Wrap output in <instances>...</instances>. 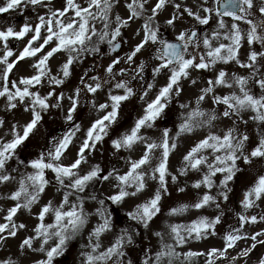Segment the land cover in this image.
<instances>
[{
	"label": "snow or ice",
	"instance_id": "snow-or-ice-1",
	"mask_svg": "<svg viewBox=\"0 0 264 264\" xmlns=\"http://www.w3.org/2000/svg\"><path fill=\"white\" fill-rule=\"evenodd\" d=\"M119 4L120 0H84L83 3L64 0L59 8H55L53 0H6L0 6V13L22 6L47 8L45 15L37 17L35 25L25 23L19 30L12 26L0 29V98L4 99L6 110L22 107L28 114L22 123L17 121L10 126L4 134L10 136L9 139L0 137V184L7 186L15 182L16 185L4 197L14 203L4 217L7 222L0 223V243L7 239L3 235L5 232L7 236L16 237L19 230L27 229V224L15 223L14 217L22 211L31 213L38 205L31 234L18 246L22 255L29 251L43 255L34 264H56V258L65 254L69 244L85 234L87 241L81 244V264H133L132 260L125 259V249L133 245L139 235L133 231V226L150 230L165 207L169 183L177 184L179 177H187L190 172L200 174L191 188L207 191L191 203L169 205L167 216H179L190 209L201 210L212 205L219 209L218 198L228 201L231 183L245 176L249 186L242 194L240 204L244 211L238 213V223L264 222V212L246 214L249 209L264 203V0L259 3L257 0H226L224 3L214 0L212 6L202 5L200 11L185 8L183 11L197 24L208 25L210 20H215L216 27L211 34L203 36L195 29L179 31L175 42L164 39L160 35V26L155 23L169 0H155L151 6L149 0H126L127 18L116 15L113 21L112 14ZM203 4L207 5L208 0H203ZM175 7L179 9L180 5ZM139 18H143L136 33L140 39L122 58L125 64L136 65L131 70L132 75L129 77L125 69L119 68L121 59L113 58L104 69L107 79L91 76V82H85L81 78L82 88L76 87L67 97L69 107L64 119L71 130L61 137H54L51 145H46V150L38 152L29 162L19 160L18 150L39 132L43 113L50 108H62L64 94H57L54 89L72 76L73 65L79 63L82 56L100 53L103 44L116 52L121 46L118 38L122 29ZM178 19L173 16L166 25L175 29ZM97 22L102 25L99 29ZM241 22L247 25L246 31L241 30ZM29 34L30 39L24 47L18 53L14 52L12 40L21 42ZM257 43L259 49L253 47L242 53L243 45ZM58 54H63L64 59L58 73L53 75L50 60ZM138 56L146 59L137 61ZM29 58L33 72L12 82L9 74ZM149 64L153 83H147L137 91L132 87V81L142 78ZM220 65H238L246 74L226 71ZM209 72L212 73L210 79L204 75ZM160 76L165 77V82L152 95L156 78ZM45 80L53 88L42 94L35 89L43 86ZM111 81L114 83L106 93L105 101L92 100L91 108L98 115L83 129V138L76 145L83 124L72 122L78 115L81 92L98 97L105 84ZM186 84L190 87L186 88ZM256 87L258 92L253 90ZM186 92H191L192 98L179 104L184 111L180 123L175 125L174 134L173 129L163 128L159 130V137L154 138L151 130L156 129L157 122L173 101ZM133 99L141 103V111L130 127L119 131L124 108ZM209 101L223 106L222 110L203 107ZM249 120L257 125L255 142L246 132L239 131L237 121L247 125ZM226 121L231 123L214 131L218 123ZM5 124L6 121L0 119V129ZM193 136L196 139L181 152L182 159L174 175L170 158L180 151L183 141L191 140ZM106 138L114 153L129 154L124 158L123 171L114 166L109 170L100 164H89V154L105 143ZM14 160L30 171L21 173L17 179L12 173L18 172V167L13 168L9 163ZM49 173L54 176V182L48 179ZM150 182L154 183V188ZM97 184L106 186L108 194L103 198H98L95 191L87 192L89 188L95 189ZM49 187L54 189L53 198L41 204ZM213 189H218L215 195L211 194ZM178 190L185 192L184 187H178ZM55 194H59L58 200ZM86 197L95 203L89 206ZM106 204L117 208L129 205L125 212L129 224L118 234L114 232L115 209ZM90 207L95 211H90ZM222 216L221 212L213 218L198 216L189 224L166 223L167 235L172 242L165 240V231H153L159 247L154 256L146 254L141 264H193L200 256L205 257V264H217L218 261L223 264L229 258L228 250L248 238L239 228L222 237L221 248L213 247L203 253L177 251L189 240L199 241L217 235ZM90 217L99 218L95 225H90ZM257 237H264V232H258L250 239L256 241ZM259 243L264 244V239ZM255 247L256 244H252L251 248ZM251 248L241 255L248 256ZM237 259L231 257L232 264H236ZM0 264L17 262L9 258L0 260ZM259 264H264V259Z\"/></svg>",
	"mask_w": 264,
	"mask_h": 264
},
{
	"label": "rangeland",
	"instance_id": "rangeland-1",
	"mask_svg": "<svg viewBox=\"0 0 264 264\" xmlns=\"http://www.w3.org/2000/svg\"><path fill=\"white\" fill-rule=\"evenodd\" d=\"M64 0H53V6L55 8H59ZM81 3L84 0H80ZM155 0H149V6L154 4ZM260 0H257L259 3ZM6 3V0H0V6H3ZM126 0H120V4L115 7L114 12L112 14L113 21L115 20L116 15H120L123 18H127V10L125 7ZM214 4V0H208V4L204 5L203 0H169V4L166 7V10H162L158 13V18L155 20V23L160 26V35L168 36L170 38L175 39L176 34L179 31H183L185 29H195L198 30L199 34L203 36L205 33L211 34L212 29L216 27L215 20H210L208 25H199L194 20L193 17L188 16L187 12L183 11L185 8H191L194 11H200L201 6H212ZM175 5H180V8H176ZM47 13V8H33L32 6H22L16 10L10 11L8 13H0V29H4L7 26H12L14 29L19 30L25 23L30 25H35L38 23L37 17L39 15H45ZM147 15V13H145ZM173 16H178L179 19L176 21L175 29L168 27L166 25V21ZM256 17H254L255 19ZM143 24V18H139L137 20L130 21L127 28L122 29L121 37L118 38L119 42L122 44L121 48L112 52L107 44L101 45V52L96 54H88L81 57V61L75 65H73V74L68 78L64 85L56 87L54 90L58 93H63L65 99L62 101V108H50L47 112L43 113V120L39 126V132L31 138L25 146L21 147L17 152V157L19 160L25 161V163L29 162L30 158L34 157L38 152L46 150V145L50 146L51 141L54 137H61L65 132L71 130L70 124L65 122L64 116L67 108L69 107V101L67 99L68 96L72 95L73 90L76 87H81V78L85 82H91V76H99L101 79H107L104 75V69L111 62L113 58L121 59V64L119 68L125 69L130 77L132 75L131 70L136 67L135 64H125L123 62V57L127 52H129L132 46L140 39V36L136 35L137 31H139L141 25ZM96 27L99 29L102 27L100 23H96ZM241 30L246 31L247 25L241 22L240 24ZM31 34L26 36L23 41L17 42L15 39L11 42V47L13 51L18 53L23 47L24 44L27 43V40L30 39ZM260 48L259 43L255 45H243L242 53H246L248 50L252 48ZM264 50V49H262ZM64 59L63 54H58L54 58L50 60V66L52 74L55 75L59 71L60 64ZM137 61L145 60V56H138ZM32 59L29 58L24 62L20 63L19 69L10 73V80L12 82L18 81L19 78L23 76L30 75L33 72L31 68ZM220 67H224L226 71H234L241 74H246L244 69L239 68L238 65H220ZM264 71V69H262ZM206 78L210 79L212 73H205ZM156 89H153L152 95L155 94V91L163 85L165 82V77L160 76L156 78ZM112 83L114 81L105 84L103 91H101L98 97H93L92 94L87 93L86 91H82L80 95V103H79V111L77 118L74 120L75 124H83V128L80 133L77 134L76 145H79L80 140L83 138V129L86 128L90 121L94 119L98 114L97 112L91 108V102L95 98L98 102H104L106 98V93L111 88ZM147 83H153V77L151 74V64L148 65L145 72L142 75V78H138L132 81V87L139 91L140 88L144 87ZM190 87V85L186 84V88ZM53 86L48 85L47 80H45L43 86H37L36 91L44 94L51 90ZM14 90V89H13ZM258 92V87L253 89ZM151 98V97H149ZM192 98L191 92H186L180 98H177L173 101V103L169 106V110L166 114L157 122V127L154 130H151L153 137H159V130L163 128L173 129V134L175 131V125L180 123L181 113L184 111L179 108L180 103H186L188 100ZM54 102V100H53ZM205 108H215L218 111L222 110L223 106L211 104L209 101L205 105ZM142 108L141 103L138 100L133 99L132 102L126 104L124 111L122 113L119 131H124L126 128L130 127L132 121L136 118V116L140 113ZM28 118V114L23 112L22 107H18L15 111H8L5 108V102L3 98H0V119L6 121L5 127L0 129V137H4L5 139H9L10 136L5 137L4 134L8 132L10 126L17 121L21 123ZM245 119H248L245 116ZM225 123H231L230 121H226L224 123H218V127L214 129V131H220V129L225 127ZM239 124V131L246 132L251 140L255 142L258 139V129L257 125L249 120L247 125H244L237 121ZM206 131V130H205ZM202 134V133H201ZM196 139L195 136L191 138V140L183 141L180 145V151L173 155L171 159L172 163V172L175 175L176 169L179 167L181 157V152L184 151V148L188 146L192 141ZM75 152V147L73 148V153ZM138 154V153H137ZM129 154L125 152L114 153L110 142H108L106 138V142L100 144L94 152L89 154V164H100L102 167H106L109 170L114 166L115 168L123 171L125 164L124 158ZM117 161H120V164H117ZM11 167L17 168L18 172L12 173V175L16 176L17 179L21 173H26L30 171V169L26 168L24 164L17 165L14 161L9 162ZM88 167V165H85ZM243 168L244 165L241 164ZM200 174L198 173H189L187 177H179L177 184L169 183V193L165 197V207L160 214L159 218L155 220V222L151 225L150 230H144L142 227L133 226L134 231L138 232L139 235L135 237V242L133 245L128 246L126 251L125 259H130L133 261V264H141V261L145 258L146 254L153 255L155 250L159 247V240L157 237L152 235L153 231H165V240L168 242H172L167 235V231L165 228L166 223L173 224H189L192 220L196 219L198 216H208L209 218H213L215 215H219L221 212L223 213L221 224L217 226V235L209 236L206 239L202 240H189L183 246V249L178 248L177 251H198V252H206L207 250L216 247H223V239L222 237L230 231H233L237 228L240 229L241 233L248 237L246 239H242L237 242L235 248L228 250V260L223 261V264H232L231 257H238L236 264H259L261 259H264V244L259 243L260 239H264V237H257L256 241L250 239L252 235H255L258 232H264V222H258L256 224H239L238 223V213L243 212L244 210L241 207L240 201L242 198L243 192L249 186L248 180L245 176H241L237 180L231 183L230 187L232 191L229 193V200L224 201L218 198L220 208L217 209L215 205L206 207L205 209L196 210L190 209L188 212L183 215L169 217L166 215L171 205L173 207L178 206L181 203H191L195 200L198 195L202 194L203 191H207V189L196 190L191 188V184L193 181L197 179ZM48 179L53 180L54 176L49 173ZM152 187L154 188V183L150 182ZM15 182L9 185L0 184V223H6L4 217L6 215L7 209L13 205L14 202L7 200L6 197L9 194L10 190L15 188ZM178 187H184L185 192L181 193L178 190ZM96 192L98 198H103L108 194L106 190V186L103 184H97L95 189L89 188L87 190L88 193ZM218 189H213L211 191L212 195H215ZM54 189L49 187L48 195L43 196L41 199V204L46 200L53 198ZM83 195V194H82ZM148 195V192L145 193V197ZM55 198L58 200L59 194H55ZM142 197L141 199H143ZM74 199V197H73ZM86 202L89 206L93 205L95 202L87 199ZM113 209H115L113 213V219L116 223V228L114 229L115 233H119V230L123 227L128 226L129 222L127 218H125V212L129 209V205H124L122 208H117L115 205H107ZM134 206V205H131ZM38 205L33 207V211L28 213L27 211H22L17 213L14 217V221L17 224L25 223L28 225L27 229H21L18 232L16 237L7 236V232L3 235L7 237L5 242L0 243V260H6L11 258L13 261H16L17 264H34L35 260L42 259L43 255L41 253H32L27 252L26 254H20L19 252V244L21 241L31 234V230L36 223V212L38 210ZM90 211L94 212L95 208L90 207ZM261 212H264V203H260L258 207L249 209L247 211V215H258ZM98 217H90V225H95ZM112 237H109L111 239ZM87 236L86 234L82 237H78L76 240L72 241L65 254L61 257L56 258V264H81L82 257L81 248L82 243H86ZM107 239H105L104 244L107 245ZM252 244H256L255 248H251ZM38 246V244H37ZM251 248L248 256H242L241 253L245 250ZM151 250V251H149ZM193 264H205V257L200 256L194 259ZM220 264V261L217 262Z\"/></svg>",
	"mask_w": 264,
	"mask_h": 264
},
{
	"label": "water",
	"instance_id": "water-1",
	"mask_svg": "<svg viewBox=\"0 0 264 264\" xmlns=\"http://www.w3.org/2000/svg\"><path fill=\"white\" fill-rule=\"evenodd\" d=\"M221 2L224 3V2H226V0H221ZM163 38L166 39V40H169L170 42H175V39H172V38H170V37L163 36ZM120 45L122 46L121 43H120ZM121 46H120V48H121ZM120 48H119V49H120ZM119 49H118V50H119ZM118 50H117V51H118ZM117 164L119 165V164H120V161H117Z\"/></svg>",
	"mask_w": 264,
	"mask_h": 264
},
{
	"label": "trees",
	"instance_id": "trees-1",
	"mask_svg": "<svg viewBox=\"0 0 264 264\" xmlns=\"http://www.w3.org/2000/svg\"><path fill=\"white\" fill-rule=\"evenodd\" d=\"M126 218V216H124Z\"/></svg>",
	"mask_w": 264,
	"mask_h": 264
},
{
	"label": "clouds",
	"instance_id": "clouds-1",
	"mask_svg": "<svg viewBox=\"0 0 264 264\" xmlns=\"http://www.w3.org/2000/svg\"><path fill=\"white\" fill-rule=\"evenodd\" d=\"M133 231H134V229H133Z\"/></svg>",
	"mask_w": 264,
	"mask_h": 264
}]
</instances>
